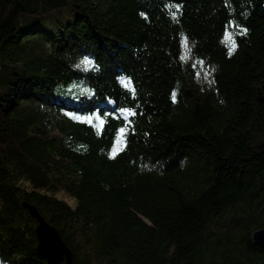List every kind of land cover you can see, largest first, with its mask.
<instances>
[{
	"label": "trees",
	"instance_id": "obj_1",
	"mask_svg": "<svg viewBox=\"0 0 264 264\" xmlns=\"http://www.w3.org/2000/svg\"><path fill=\"white\" fill-rule=\"evenodd\" d=\"M23 202L72 264H261L264 0H0V264H47Z\"/></svg>",
	"mask_w": 264,
	"mask_h": 264
},
{
	"label": "water",
	"instance_id": "obj_2",
	"mask_svg": "<svg viewBox=\"0 0 264 264\" xmlns=\"http://www.w3.org/2000/svg\"><path fill=\"white\" fill-rule=\"evenodd\" d=\"M22 205L36 220L37 253L47 264H72L74 254L63 240L60 232L40 214L38 208L27 202ZM251 240L258 248L264 249V228L251 234ZM264 264V261L261 263Z\"/></svg>",
	"mask_w": 264,
	"mask_h": 264
},
{
	"label": "rangeland",
	"instance_id": "obj_3",
	"mask_svg": "<svg viewBox=\"0 0 264 264\" xmlns=\"http://www.w3.org/2000/svg\"><path fill=\"white\" fill-rule=\"evenodd\" d=\"M198 78L201 79L202 81H205V79H208V76H206V74L204 72H201L200 77H198ZM82 83H84V82L73 83V84H71L72 85L71 88L74 89L73 87H77V86L81 85ZM83 87L86 89V94L88 96H90L92 94V91L89 90V89L87 90L86 86H83ZM77 94H78V92L75 91L74 95H77ZM59 198L62 199V200H65L66 202H68L71 205H74V201L72 200V198H70L66 194H59Z\"/></svg>",
	"mask_w": 264,
	"mask_h": 264
},
{
	"label": "snow or ice",
	"instance_id": "obj_4",
	"mask_svg": "<svg viewBox=\"0 0 264 264\" xmlns=\"http://www.w3.org/2000/svg\"><path fill=\"white\" fill-rule=\"evenodd\" d=\"M241 31H242V32H246V29H242ZM85 62L87 63V61H85ZM173 99H175V94H173ZM122 111H123V109H122ZM133 114H135V113H133ZM69 115H72L73 118H75V119H80V117H77V116H75L74 114H69ZM83 119H85V121H91V120H94V119H99V116H98V115H97V116H88V117H85V118H83ZM100 123L103 124L104 121L101 119V120H100ZM120 132L123 133V132H124V129L121 128V129H120ZM120 142H121V141H120V137L117 136V144H119ZM114 151H115V150H114Z\"/></svg>",
	"mask_w": 264,
	"mask_h": 264
}]
</instances>
